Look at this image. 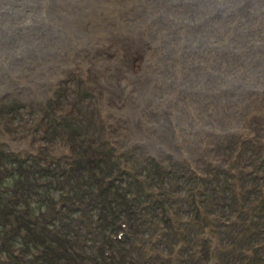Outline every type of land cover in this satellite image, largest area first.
Segmentation results:
<instances>
[{
	"label": "bare ground",
	"instance_id": "1",
	"mask_svg": "<svg viewBox=\"0 0 264 264\" xmlns=\"http://www.w3.org/2000/svg\"><path fill=\"white\" fill-rule=\"evenodd\" d=\"M68 69L93 78L118 147L179 158L223 139L240 157L248 138L263 150L264 0H0V92L38 101Z\"/></svg>",
	"mask_w": 264,
	"mask_h": 264
},
{
	"label": "rangeland",
	"instance_id": "2",
	"mask_svg": "<svg viewBox=\"0 0 264 264\" xmlns=\"http://www.w3.org/2000/svg\"><path fill=\"white\" fill-rule=\"evenodd\" d=\"M176 9L178 11V8ZM192 10L196 11L194 7ZM175 15L173 13L172 17ZM58 75L57 83L51 84L50 96H40L38 101L24 91L19 93L13 88L0 92V186L4 187L10 180L12 183L13 177L25 178L29 173L28 177H38L40 181H47L43 192L50 194L51 197H56L65 190L66 192L72 190L85 196L89 193L94 195V188H99L98 184L104 172L112 168L115 184L110 188L111 192L119 191L129 197L130 174L121 170L115 159L114 142H117V139L112 138L114 142L111 144L109 136L104 134L105 129L99 118L100 111L98 108L94 109L97 106V87L94 86L93 78L87 81L81 73L78 74L71 69L64 71L63 76ZM26 85L24 84L22 89L30 90ZM6 134L12 136L16 142H25V148L20 146L16 148L9 144ZM224 143L223 139L216 143L217 154L225 156L223 161L230 163L233 169L223 170V165H219V168L212 167L219 170L216 179L220 181L219 187L214 190L212 184L198 180L194 174L187 176V169L181 166L186 161L180 160V157L172 158L170 155L167 157L177 163L173 168L185 173L181 176L179 171H171L163 178L157 177L158 183H152V188L159 191V200L155 205L151 204V209L161 211L158 206L168 209L173 204L179 205V217L182 221L185 219L187 223H184L188 225L197 218L196 210L191 204L193 197L201 199L206 213L215 214L219 218L210 220L201 217L200 220L207 221L204 225H213V234L219 236L223 244L235 243L241 248L254 245V252L264 251V231L261 229L264 226V147L262 146L263 150L260 151L255 143L244 140L238 149L240 157L237 155L235 158L233 152L237 147L229 148V145ZM27 144L31 148H26ZM126 146L121 145L118 148L122 156L126 157L125 161L136 169L147 167L141 160L143 153L132 154L128 152L130 146ZM199 150L187 148L179 153L181 156L188 153L191 158L201 162L200 170H207L210 168V162L204 161V155ZM133 156L138 157L135 159ZM168 158L162 157L161 161L164 162ZM19 163L27 172L22 171ZM43 163L47 164V168L43 167ZM238 170L237 175L232 173ZM223 172L236 175L237 185L234 186L241 189V193L235 194L231 190L232 185L223 184L225 178H230ZM140 182L143 184L140 188L142 196L152 190L148 181ZM132 188H136L134 183ZM196 191L201 197L198 194L195 196ZM169 193L172 194L168 195ZM172 195L175 196L174 200L170 199ZM208 196L218 204L210 206V203H207ZM44 204L42 202L43 206ZM223 219L236 221H230L229 225H225ZM138 226L136 224L133 228ZM152 229L147 228L145 234L147 237ZM187 233L189 234L185 235L187 239L195 238L194 229L187 228ZM146 236L143 239H147ZM168 238L169 236H165L161 245L166 243ZM227 258L230 264L238 262L240 264L248 257L242 251L235 252L234 255L229 254ZM253 260L259 261L258 257Z\"/></svg>",
	"mask_w": 264,
	"mask_h": 264
}]
</instances>
